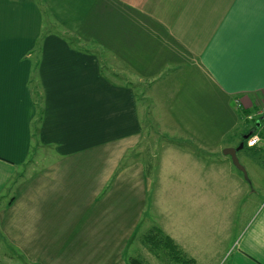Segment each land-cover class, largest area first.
I'll use <instances>...</instances> for the list:
<instances>
[{"label":"crops","instance_id":"1","mask_svg":"<svg viewBox=\"0 0 264 264\" xmlns=\"http://www.w3.org/2000/svg\"><path fill=\"white\" fill-rule=\"evenodd\" d=\"M173 63L185 73L168 113L192 142L162 151L183 157L158 165L174 201L161 226L183 249L200 193L182 179L217 177L264 106V0H0V233L24 262L129 264L153 179L141 100L119 72L147 80ZM227 249L214 262L264 264V201Z\"/></svg>","mask_w":264,"mask_h":264},{"label":"rangeland","instance_id":"2","mask_svg":"<svg viewBox=\"0 0 264 264\" xmlns=\"http://www.w3.org/2000/svg\"><path fill=\"white\" fill-rule=\"evenodd\" d=\"M56 29L58 30L59 27H56ZM67 37H70L73 43L78 44L75 36L68 34ZM105 57L107 58L108 55H105ZM106 72L110 73L109 70H106ZM184 73L183 66L176 63L166 67L156 77L147 80H139L135 76L132 77L131 73H128L125 69L119 72L122 78L129 81L134 80V87L141 100L145 132L144 139L138 146V151L140 158L148 165V170H150L149 172L152 174L153 179L152 190H150L149 201L143 217L144 227H146L148 221L151 224H148L145 230L139 232L134 244L127 252L128 256L141 257L147 261L146 263L179 264L172 261L168 256L157 257L142 243V236L153 226L163 230L161 226L163 210L170 207V204L174 202L173 199L164 193V183L162 182L161 169L158 165L162 164L165 166L168 163L178 162V159L183 157V153L179 150H170L162 153L164 147L168 148L172 145H184L192 142L187 137L182 138L168 113V106L174 92L178 90L180 83L184 80ZM254 124L255 122L249 121L244 125V128L249 132ZM257 147H246L239 153L238 157L246 169L247 176L242 171L237 170L233 163L226 168L228 163L220 162L223 161L222 158L225 156L224 151H221L218 154L217 177L213 176L209 180L203 174L201 181L197 179L195 181L182 179V181L187 182L185 186L191 187L190 190H197L200 193V199H197L196 208L187 209L186 212H190L188 214L184 213L182 217L183 220H188L192 223L191 226H188L186 237L181 241L176 237L175 239L183 245L184 250H182L187 257L193 259L196 257L197 263L225 264V260L219 259L218 262H214V259L217 261V257L219 258L221 254L227 252V248L237 238L240 226L252 217L255 209L264 201V147ZM227 157L232 160L230 156ZM189 159V161L187 160V165L182 167L183 170L190 169L188 174L193 172L191 167L193 159L190 157ZM199 160L197 161L199 162ZM199 163L201 164V162ZM212 169L216 170L217 167ZM180 171V169H176L173 177L168 175V177L172 178V181L167 180L166 186H173L172 184L176 177L181 179L179 176ZM187 201L185 202L187 203ZM195 209L196 212H194ZM173 216L176 219L180 217L177 214ZM179 230L181 231V229ZM165 233L168 234L167 232ZM17 250L11 247L0 233V264H29L22 260L23 257L22 255L20 257ZM221 259H223V256Z\"/></svg>","mask_w":264,"mask_h":264},{"label":"trees","instance_id":"3","mask_svg":"<svg viewBox=\"0 0 264 264\" xmlns=\"http://www.w3.org/2000/svg\"><path fill=\"white\" fill-rule=\"evenodd\" d=\"M252 111L253 110H250V112ZM255 126L256 125H253L250 131L246 134L254 130ZM246 134H244V136ZM242 141L245 143L244 148L248 147L247 139H244L243 137ZM142 243L146 245L157 257L162 255L168 256L172 261L179 264H198L195 259L187 257L178 243L159 227L153 226L146 233H144L142 236ZM128 262L129 264H148L145 260L138 256H130L128 258Z\"/></svg>","mask_w":264,"mask_h":264},{"label":"built area","instance_id":"4","mask_svg":"<svg viewBox=\"0 0 264 264\" xmlns=\"http://www.w3.org/2000/svg\"><path fill=\"white\" fill-rule=\"evenodd\" d=\"M248 118L255 122V128L252 130L250 136L247 138L248 147H257L264 140V106H261L258 110L253 111L248 115ZM256 120V121H255ZM257 122H260L259 126H257ZM258 137L255 143H251V141Z\"/></svg>","mask_w":264,"mask_h":264},{"label":"water","instance_id":"5","mask_svg":"<svg viewBox=\"0 0 264 264\" xmlns=\"http://www.w3.org/2000/svg\"><path fill=\"white\" fill-rule=\"evenodd\" d=\"M259 124H260V122H257V126H259ZM251 133H252V132L246 134V135L244 136V139H247V138L250 136ZM244 147H245V143H244V141H242V142L239 144V146H237V147H227V148H225V149H224V154H225V155H229V156L232 158L234 165H235L239 170H241V171L244 173L245 176H247L248 174H247V172H246V169H245L244 166L241 164L240 159H239V157H238V152H239L240 150L244 149Z\"/></svg>","mask_w":264,"mask_h":264},{"label":"clouds","instance_id":"6","mask_svg":"<svg viewBox=\"0 0 264 264\" xmlns=\"http://www.w3.org/2000/svg\"><path fill=\"white\" fill-rule=\"evenodd\" d=\"M257 139H258V137L254 138V139L251 141V143H255Z\"/></svg>","mask_w":264,"mask_h":264}]
</instances>
